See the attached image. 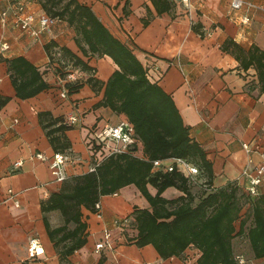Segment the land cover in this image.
I'll return each instance as SVG.
<instances>
[{"label":"crops","instance_id":"obj_1","mask_svg":"<svg viewBox=\"0 0 264 264\" xmlns=\"http://www.w3.org/2000/svg\"><path fill=\"white\" fill-rule=\"evenodd\" d=\"M78 1L90 6L108 30L132 48L150 78L172 96L189 127V136L200 144L211 162V187L236 182L245 189L248 177L244 171L255 174L264 154V93L259 90L256 70L242 69L234 54L222 50L221 44L232 40L245 50L256 46L264 51V9L254 11L250 21L243 24L237 15L240 12H232L228 0H168L170 9L160 14L153 0ZM250 1L264 7V0ZM30 7L36 14L43 12L35 0ZM4 41L9 47L0 50V264H60L43 217L51 227L60 224L56 217L53 220L55 211H41V203L60 188L61 182L54 180L49 167L55 150L38 113L49 112L52 118L71 125L65 130L70 147L61 151L67 158L66 179L88 171L86 166L89 168L93 157L87 144L91 130L127 118L99 105L102 89H93L86 78L105 82L116 65L107 55L84 56L74 37L55 24L36 39L0 24V44ZM51 42L54 46L50 54L61 55L60 47L66 46L91 69L73 67L67 56H49L45 45ZM16 56L34 64L49 87L26 99L16 97L4 61ZM64 60L67 66L79 70V82L83 84L62 98L57 71L64 69ZM73 114L78 119L70 123L68 117ZM38 153L43 159L36 156ZM259 187H264V179ZM147 188L151 194L156 192L150 184ZM181 194L175 187L162 193L166 198ZM99 203V212L83 210L87 240L69 256L72 263L197 264L199 251L195 248L184 251L187 259L162 258L151 244L137 246L134 241H125L117 228L111 231L112 247L95 252V242L102 237L105 226H112L113 218L129 215L134 205H149L134 185L101 196ZM31 237H36L42 248L34 257H29L27 250ZM251 260L264 263V258Z\"/></svg>","mask_w":264,"mask_h":264},{"label":"trees","instance_id":"obj_2","mask_svg":"<svg viewBox=\"0 0 264 264\" xmlns=\"http://www.w3.org/2000/svg\"><path fill=\"white\" fill-rule=\"evenodd\" d=\"M153 2L158 14L170 9L168 0ZM38 3L49 17L63 19L73 26L74 41L84 56L107 55L113 60L116 68L105 82L92 76L86 78V82L95 90L102 89L99 105L126 116L135 139L127 152L111 154L95 170L65 179L60 188L41 203L44 214L58 211L62 217V224L55 227L43 217L60 264H74L69 256L86 243L87 223L83 210L95 213V203L101 196L117 193L127 185H134L149 205H134L132 212L126 215L131 228L123 232L125 241H134L137 246L151 244L162 258L181 257L187 248L193 247L199 251L197 264H237L232 239L244 233L253 256L264 258V192L251 196L236 182L217 189L211 187V162L200 144L189 136V127L172 96L150 78L132 48L115 37L90 6L78 0ZM51 46L54 42L45 45V50L49 52ZM221 48L233 53L242 69L253 67L256 70L259 90L264 93V51L256 46L245 50L232 40H225ZM60 50L61 56H67L73 67L91 69L68 47L62 46ZM4 61L16 97L26 99L49 87L39 69L25 57ZM82 84L77 78L64 86L68 94ZM49 114L38 113L41 125L55 152H63L70 147L65 130L71 125ZM43 118H46L45 123ZM57 121H60L58 125ZM137 151L141 154L137 155ZM176 157L197 167L194 179L198 186L192 187V180L177 168L152 169L153 160ZM148 184L156 189L154 194L149 192ZM168 187H175L182 194L166 198L162 193ZM236 221H239L238 226Z\"/></svg>","mask_w":264,"mask_h":264},{"label":"built area","instance_id":"obj_3","mask_svg":"<svg viewBox=\"0 0 264 264\" xmlns=\"http://www.w3.org/2000/svg\"><path fill=\"white\" fill-rule=\"evenodd\" d=\"M182 2H188V0H181ZM32 0H1L0 2V24L2 27L17 28L22 32H26L33 38H38L40 33L50 29L58 19L49 17L46 13L40 12L36 14L30 7ZM229 8L235 14L238 13V18L241 23H248L251 19L252 13L256 10L264 9L260 4H257L250 0H228ZM9 45L7 42H1L0 50L5 51ZM78 69H71L66 74V79L62 81L59 94L62 98L67 96V90L64 86L66 82L75 81L77 79L76 74ZM78 116L73 114L68 117L70 123L76 122ZM89 149L92 152V162L88 168V171L95 170L96 166L102 162L107 156L111 154L127 152L132 144H135L133 136V128L131 124L126 121H121L117 124H104L102 126H96L91 130V135L87 140ZM246 148V146H244ZM40 159H43L41 153L36 154ZM67 161L66 156L59 151L52 154L49 161V167L53 173L54 180L63 182L66 179L64 172V166ZM179 169L189 179H194L198 173L196 166L188 163L182 158H168V159H155L152 161L153 170H165L171 171L173 169ZM244 175L248 177V185L245 190L252 196L259 193L258 186L264 179V154H262L261 164L256 168L255 174H249L247 170L244 171ZM99 201L95 203L96 212L100 211ZM112 226H105L102 230V237L95 242L94 251L99 253L104 248L112 247L111 243V231L112 228H117L122 231H129L130 218L128 216L116 217L112 220ZM28 255L34 257L38 253L42 252V248L39 246V242L36 237L29 238L28 242ZM238 264H260L255 263L253 260L246 262L244 258H235ZM145 264H152L147 262ZM264 264V263H261Z\"/></svg>","mask_w":264,"mask_h":264},{"label":"rangeland","instance_id":"obj_4","mask_svg":"<svg viewBox=\"0 0 264 264\" xmlns=\"http://www.w3.org/2000/svg\"><path fill=\"white\" fill-rule=\"evenodd\" d=\"M35 1H37V2H40V1L44 2L45 0H35ZM48 4L49 3H47V5ZM60 5H56L55 7H58ZM55 26H56L57 29L61 30L64 34H68L69 33L70 35H72L73 37H75V30H74L73 26H70L65 20L58 19L57 22L55 23ZM49 52H51V51L49 50ZM48 55L49 56H61V55H57V54L55 55L54 53H52L51 55L49 53ZM63 62H64L63 63L64 64V69H60L59 71H57L58 72V75L61 77V84H62V81L66 79V74L69 72V70L74 69L73 67L67 66L68 63H67L66 60H64ZM60 64L62 65L61 62H60ZM76 77L77 78L80 77V73L79 72L76 74ZM136 154L137 155H140L141 153H140V151H137ZM87 168L88 167L86 166V170H88ZM191 183H192L191 184L192 187H195V186H198L199 185L197 183L196 179H192V182ZM200 191H201V189H200ZM259 192H264V187H261V188L259 187ZM256 195H252V196H256ZM245 208H246V205L244 206L243 210L241 211L242 213L244 212ZM52 214H53V217H54L53 220H56V218H57L58 224H62V217H61L60 213L58 211H55ZM238 222L239 221H236V226H238ZM248 225H249V220L246 223V226H248ZM232 247H233V254H234V257L235 258H237V257L244 258V259L247 260L246 262H248V261H250L251 259L254 258V257H252L253 256V253H252V250H251L249 241H248V239H247V237H246V235L244 233H242L240 235H237V236H235L232 239ZM190 248L193 249V247H190ZM185 256H186L185 253H183L181 255V258L187 259ZM187 257H190V255H187ZM247 264H249V263H247Z\"/></svg>","mask_w":264,"mask_h":264}]
</instances>
